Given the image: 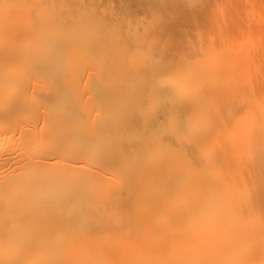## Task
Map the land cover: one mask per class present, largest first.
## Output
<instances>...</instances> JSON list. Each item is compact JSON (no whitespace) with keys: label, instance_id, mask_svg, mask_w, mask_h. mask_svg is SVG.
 Segmentation results:
<instances>
[{"label":"bare ground","instance_id":"bare-ground-1","mask_svg":"<svg viewBox=\"0 0 264 264\" xmlns=\"http://www.w3.org/2000/svg\"><path fill=\"white\" fill-rule=\"evenodd\" d=\"M1 150L0 264H264V0H0Z\"/></svg>","mask_w":264,"mask_h":264},{"label":"rangeland","instance_id":"rangeland-1","mask_svg":"<svg viewBox=\"0 0 264 264\" xmlns=\"http://www.w3.org/2000/svg\"><path fill=\"white\" fill-rule=\"evenodd\" d=\"M84 74H85V73H84ZM82 78L85 79V76L82 77ZM82 80H83V79H82ZM30 89H31V87H28V90H29V91H30ZM29 91H28V92H29ZM40 105H44V104H40ZM42 107H43V106H40V109H41ZM42 109H43V108H42ZM42 109H41V111H42ZM38 111L41 112L40 110H38ZM41 114H42V113H41ZM38 116H39V118H41L40 116H42V115H38ZM39 118H38V121H35V122H37V123H35V122L33 123V121H32V122H28V124H29V123L34 124V129H35L36 124H37V128H39V130H40V127H41L40 123H41V122H44V121H43V118H44V117L42 116V119H41V120H39ZM36 119H37V118H36ZM45 119H46V118H45ZM22 121H23V120H22ZM45 121H46V120H45ZM24 122H25V121H23L22 124H23ZM38 122H40V123H38ZM25 124H26V122H25ZM38 124H39V125H38ZM42 124H44V123H42ZM23 125H24V124H23ZM37 132H38V129H36V132H35V133H37ZM36 135H37V134H36ZM38 135H39V134H38ZM38 135H37V136H38ZM15 142H17V141H15ZM15 142H14L13 144H16V145H17V143H15ZM16 145H15V146H16ZM22 149H23V148H22ZM23 151H25V150L23 149ZM1 152H2V153H1ZM3 152L6 153L5 150H4V151H2V150L0 151V153H1L2 155L5 156V154H3ZM23 156H24V155H23V153H22V157H23ZM4 168H5V167H4ZM4 168H3V169H4ZM10 169H11V168H10ZM8 170H9V169H8ZM2 171H3V170H2ZM6 171H7V170H6ZM6 171H5V172H6ZM3 172H4V171H3ZM7 172H8V171H7ZM3 174H5V173H3Z\"/></svg>","mask_w":264,"mask_h":264}]
</instances>
